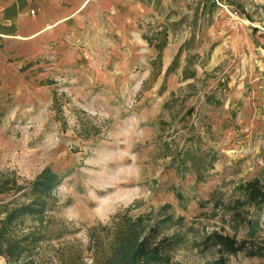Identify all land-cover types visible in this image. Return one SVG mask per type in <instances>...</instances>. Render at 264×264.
<instances>
[{
    "label": "rangeland",
    "instance_id": "374dc122",
    "mask_svg": "<svg viewBox=\"0 0 264 264\" xmlns=\"http://www.w3.org/2000/svg\"><path fill=\"white\" fill-rule=\"evenodd\" d=\"M12 1L0 0V175H62L16 264H98L119 214L155 218L165 202L183 216L165 226L182 235L173 259L210 264L203 239L233 233L235 186L264 178V0H16L5 17ZM12 197L25 195L0 194Z\"/></svg>",
    "mask_w": 264,
    "mask_h": 264
},
{
    "label": "trees",
    "instance_id": "16d2710c",
    "mask_svg": "<svg viewBox=\"0 0 264 264\" xmlns=\"http://www.w3.org/2000/svg\"><path fill=\"white\" fill-rule=\"evenodd\" d=\"M22 7V3L13 0L4 7L5 17H12ZM155 46L159 56L162 45ZM61 178L50 165H45L26 182L19 180L15 172L0 175V194L19 192L25 195L24 199L0 198V254L6 257L7 264H16L22 258L31 259L42 237L39 228L43 226L48 197ZM170 206L169 202L162 203L157 208L160 215L155 218L144 214H119L112 221L106 248L99 251L98 264H181L173 259V250L181 242L182 235L166 233L165 226L172 221L182 223L183 216L174 218ZM263 207V177L253 176L235 186L224 206L230 212L233 233L213 229L203 239L205 248L214 245L219 253L210 264H226V254L240 250L264 256V236L256 234L264 227V220L260 222L258 215ZM27 216L34 223L25 225ZM241 227L245 228V234L238 238L236 231Z\"/></svg>",
    "mask_w": 264,
    "mask_h": 264
}]
</instances>
